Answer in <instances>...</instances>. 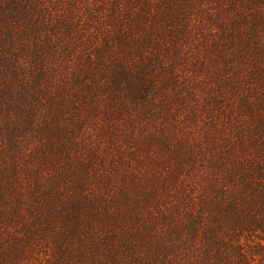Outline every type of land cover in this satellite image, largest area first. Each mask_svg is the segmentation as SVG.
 Masks as SVG:
<instances>
[{
  "label": "trees",
  "instance_id": "obj_1",
  "mask_svg": "<svg viewBox=\"0 0 264 264\" xmlns=\"http://www.w3.org/2000/svg\"><path fill=\"white\" fill-rule=\"evenodd\" d=\"M0 264H264V0H0Z\"/></svg>",
  "mask_w": 264,
  "mask_h": 264
}]
</instances>
